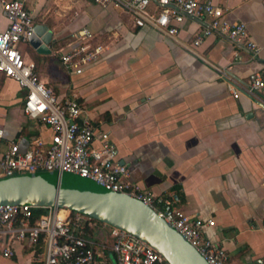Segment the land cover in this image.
<instances>
[{
  "label": "crops",
  "instance_id": "1",
  "mask_svg": "<svg viewBox=\"0 0 264 264\" xmlns=\"http://www.w3.org/2000/svg\"><path fill=\"white\" fill-rule=\"evenodd\" d=\"M199 1L247 25L259 55L219 34L195 47L207 24L192 19L176 25V39L136 28L130 15L95 0H26L36 26L52 33V54L21 50L60 100L80 103L82 119L109 138L131 182L156 197L178 195L185 215L213 221L203 235L227 253V264H264V89L249 93V77H264V0ZM7 28L0 10V31ZM81 44L104 53L76 75L56 53ZM26 95L0 73V151L10 143L26 150L41 134L28 126ZM14 250L9 259L0 248V264H39L43 251L21 242Z\"/></svg>",
  "mask_w": 264,
  "mask_h": 264
},
{
  "label": "built area",
  "instance_id": "2",
  "mask_svg": "<svg viewBox=\"0 0 264 264\" xmlns=\"http://www.w3.org/2000/svg\"><path fill=\"white\" fill-rule=\"evenodd\" d=\"M103 10L119 9L130 15L136 28H150L176 39V25L186 19L207 24L203 38L213 34L228 37L255 56L260 53L247 25L228 22V13L199 0H95ZM0 10L8 28L0 31V73L17 81L27 92L24 113L37 123L40 135L32 139L28 149L19 143L8 144L0 151V180L40 173L71 174L97 183L119 194L129 195L151 207L209 264H227V253L204 238V230L213 221H202L185 215L177 208L178 195L156 197L131 182L128 168L121 165L115 146L106 135L82 119L83 109L75 99L60 100L41 80L37 66L28 62L22 46L30 45L36 23L26 0H0ZM31 46V45H30ZM104 53L88 44L59 49L57 55L67 72L81 75L84 68ZM237 58L240 57L237 55ZM249 93L264 89V77L254 73L249 77ZM240 94L235 93L239 98ZM50 133L49 138L46 134ZM0 129V139L4 138ZM99 143L100 147L95 144ZM32 206H0V248L5 258L15 257L16 242L37 251L39 264H168L148 243L81 213L49 208L48 214L36 219ZM98 232L97 236L94 235ZM104 233L109 236L104 238Z\"/></svg>",
  "mask_w": 264,
  "mask_h": 264
},
{
  "label": "water",
  "instance_id": "3",
  "mask_svg": "<svg viewBox=\"0 0 264 264\" xmlns=\"http://www.w3.org/2000/svg\"><path fill=\"white\" fill-rule=\"evenodd\" d=\"M53 36L36 26L31 47L51 55ZM60 208L81 213L150 244L168 264H209L205 258L148 205L71 174L40 173L0 180V206Z\"/></svg>",
  "mask_w": 264,
  "mask_h": 264
},
{
  "label": "trees",
  "instance_id": "4",
  "mask_svg": "<svg viewBox=\"0 0 264 264\" xmlns=\"http://www.w3.org/2000/svg\"><path fill=\"white\" fill-rule=\"evenodd\" d=\"M47 214H48V210L47 209H36L34 211V216H35L36 219L41 218V217H43V216H45Z\"/></svg>",
  "mask_w": 264,
  "mask_h": 264
},
{
  "label": "rangeland",
  "instance_id": "5",
  "mask_svg": "<svg viewBox=\"0 0 264 264\" xmlns=\"http://www.w3.org/2000/svg\"><path fill=\"white\" fill-rule=\"evenodd\" d=\"M47 15H48V17H50L51 12L48 11V12H47ZM40 18H41V17H40ZM40 18H38V20H40ZM35 125H37V123L31 120V122H29V125H28V126H29V127H33V126H35ZM97 234H98V232H95V233H94L95 236H97ZM107 236H109V235H108L107 233H104V238H105V239L107 238ZM115 264H116V263H115Z\"/></svg>",
  "mask_w": 264,
  "mask_h": 264
}]
</instances>
